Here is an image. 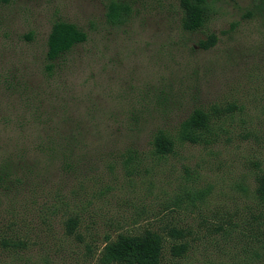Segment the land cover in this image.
I'll return each mask as SVG.
<instances>
[{
    "label": "rangeland",
    "instance_id": "374dc122",
    "mask_svg": "<svg viewBox=\"0 0 264 264\" xmlns=\"http://www.w3.org/2000/svg\"><path fill=\"white\" fill-rule=\"evenodd\" d=\"M113 1L130 7L122 22L109 17ZM263 2L209 0L207 23L186 32L180 0H0V156L23 152L44 165L36 147L44 126L34 122L25 95L12 91L5 76L19 69L30 89L42 80L47 39L58 21L88 34L71 54L78 66L72 103L95 111L88 122L92 134L122 137L116 133L128 107L122 96L160 82L188 97L174 121L192 102L235 106L218 120L209 143L179 145L164 158L148 152V130L137 134L141 160L125 167L115 151L89 179H79L75 192L56 173L36 167L45 182L35 192L19 187L11 201L0 200V238L21 242L8 250L0 246V264H102L108 240L145 230L163 237L162 264H264V206L256 197L264 174V11L255 12ZM211 34L217 43L202 48ZM131 139H119L116 147ZM66 195L79 214L73 236L65 234ZM56 204L60 213L51 215ZM172 230L183 236L174 238ZM176 243L188 244L185 255L172 256Z\"/></svg>",
    "mask_w": 264,
    "mask_h": 264
},
{
    "label": "trees",
    "instance_id": "16d2710c",
    "mask_svg": "<svg viewBox=\"0 0 264 264\" xmlns=\"http://www.w3.org/2000/svg\"><path fill=\"white\" fill-rule=\"evenodd\" d=\"M180 8L183 31L196 32L202 29L209 19V0H180ZM255 8V12L261 14L264 11V2ZM129 13L130 7L127 4L113 1L109 6V17L114 22H122ZM248 15L252 16L253 12ZM87 40L88 34L76 25L63 21L55 22L47 39L42 80L30 89L28 84L24 83L23 75H19L22 74L19 69L6 72L5 83L12 91L25 95L26 99L23 102L21 100L25 104L24 108L30 110V116L35 123L44 126V139L36 147L45 159L41 167L36 159L31 162L26 160L23 152L5 153L0 156V200L5 198L11 201L12 193H19V187L23 191L30 187L32 192H35V187L45 182L44 177H40V172L45 175L56 173L64 188L75 192L74 187L76 183L80 184L79 179L90 177L98 168V163L103 162L115 151L116 154L119 153L118 158L125 167L134 165L136 161L141 160L143 152H139L133 139L146 130L150 134L148 152L160 158L175 154L179 145L207 144L211 138L217 136L214 127L219 123L218 120L235 109L234 105L222 109L215 105L208 107L192 102L183 112L181 119L174 121V115L181 110L179 104L189 102L188 97H185L182 90H177L174 94L171 83L146 85L139 88L135 95L122 96L128 101V107L125 113H122L125 125L117 129L116 133L122 134L119 139H132L123 148H117L119 139L108 137V131L106 135L102 132L92 134L88 122L96 119L95 111L72 103V78L75 79L78 74V66L72 61L71 54L76 46ZM217 40V36L211 34L205 41H201L200 45L204 49H210ZM30 92L36 95L33 99L28 96ZM154 116L158 121L149 126V121ZM172 120L174 122L171 123ZM95 140L97 143H94ZM38 166L40 172H35ZM257 184L256 197L264 206V174L258 176ZM67 197L69 199V195H66L65 201L62 200L61 203L66 216L64 228L67 236H73L80 225L79 214L73 210L71 200ZM60 209L61 206L56 204L50 214H59ZM171 235L174 238L183 236L182 232L176 230H172ZM20 245V241L0 238V246L5 250ZM164 249L163 237L153 230H145L140 234H118L114 240L107 241L101 252L100 262L162 264ZM187 251L186 243L172 244L170 248L174 257H181Z\"/></svg>",
    "mask_w": 264,
    "mask_h": 264
}]
</instances>
